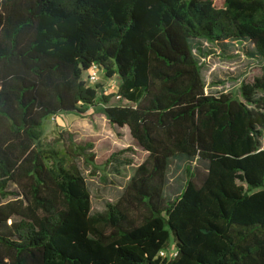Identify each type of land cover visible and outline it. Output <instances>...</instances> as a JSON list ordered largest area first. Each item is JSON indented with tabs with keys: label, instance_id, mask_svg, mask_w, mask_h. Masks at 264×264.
<instances>
[{
	"label": "trees",
	"instance_id": "16d2710c",
	"mask_svg": "<svg viewBox=\"0 0 264 264\" xmlns=\"http://www.w3.org/2000/svg\"><path fill=\"white\" fill-rule=\"evenodd\" d=\"M196 40L250 41L264 60V0H0V264H264V71L240 98L207 94ZM94 65L124 104L87 85ZM97 102L148 156L92 214L74 164L92 145L41 139ZM171 237L176 256H160Z\"/></svg>",
	"mask_w": 264,
	"mask_h": 264
},
{
	"label": "rangeland",
	"instance_id": "374dc122",
	"mask_svg": "<svg viewBox=\"0 0 264 264\" xmlns=\"http://www.w3.org/2000/svg\"><path fill=\"white\" fill-rule=\"evenodd\" d=\"M213 3L219 8L223 0H213ZM193 53L202 67L201 73L207 94L219 96L229 93L235 98H240L242 82H252L264 71V60L256 54L250 41L211 43L196 40L193 41ZM98 75L100 82L109 86L108 105H118L112 96L119 85L118 77L108 79L103 71ZM103 108L104 104L97 102L84 114L53 116L46 121L41 139L44 147L58 151H64L68 145L67 134H72L74 141L80 145H92L93 148L88 152L93 154V161H87L83 157L74 161L85 177L90 191L92 214L101 213L107 204L118 201L136 168L148 156L132 139L127 127L120 128L106 118ZM188 165L186 160L171 163L166 191L168 198L176 197L182 189ZM191 168L197 174L195 182L201 184L206 175L205 163L194 162ZM175 251L176 242L171 237L165 252L170 255Z\"/></svg>",
	"mask_w": 264,
	"mask_h": 264
},
{
	"label": "built area",
	"instance_id": "2783aa9c",
	"mask_svg": "<svg viewBox=\"0 0 264 264\" xmlns=\"http://www.w3.org/2000/svg\"><path fill=\"white\" fill-rule=\"evenodd\" d=\"M100 69L97 67V66H92L90 70H88L86 72V82H87V85L88 86H100L99 87V92L101 94H103L104 96H109L107 95L108 92H109V86L108 85H105L103 84L102 82H100V78H99V75L98 73H100ZM113 78V77H112ZM112 78H108V79H112ZM100 82V84L98 85V83ZM118 88H119V85L117 87V91L114 90V94H112V96L115 98V100L118 102V103H121V104H124L125 103V100L118 94ZM114 89V87H113ZM169 254L165 252V250L161 251L160 252V256L162 257H167ZM170 256L174 257L176 256V251L172 254H170Z\"/></svg>",
	"mask_w": 264,
	"mask_h": 264
}]
</instances>
